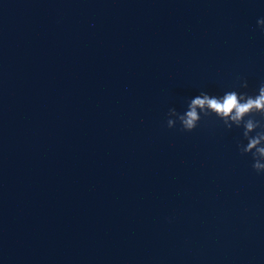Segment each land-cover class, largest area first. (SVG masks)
Instances as JSON below:
<instances>
[{
  "label": "clouds",
  "instance_id": "9594fccd",
  "mask_svg": "<svg viewBox=\"0 0 264 264\" xmlns=\"http://www.w3.org/2000/svg\"><path fill=\"white\" fill-rule=\"evenodd\" d=\"M257 25L264 31V18L258 19ZM237 87L247 88V81L244 80ZM210 115L222 121L228 130L234 126L242 128L243 140L237 143V148L241 155L251 156L252 168L256 173H264V83L254 95L238 92L235 88L220 96L201 91L187 101L183 112L169 108L166 126L173 129L179 125L181 131L192 132L202 117Z\"/></svg>",
  "mask_w": 264,
  "mask_h": 264
}]
</instances>
